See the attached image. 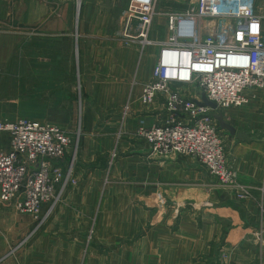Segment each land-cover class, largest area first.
<instances>
[{
	"label": "crops",
	"instance_id": "obj_1",
	"mask_svg": "<svg viewBox=\"0 0 264 264\" xmlns=\"http://www.w3.org/2000/svg\"><path fill=\"white\" fill-rule=\"evenodd\" d=\"M65 1L56 13L60 17H54L56 23L50 25V54L43 59L51 64H77L78 77L94 80L93 95H119L122 80L132 79L127 83L132 97L126 100L130 114L123 124L124 136L117 135L122 120H110L104 135L84 136L79 157L67 154L56 162L65 174L72 165L70 177L75 184H67L52 218L60 223L68 218L88 223L98 217L104 228L102 237L122 241L113 248L103 247L97 260L91 259L96 255L91 253L86 264H264V225L260 220L264 211V89L245 90L242 95L247 102L223 112L229 125L250 138L238 141L220 130L229 167L238 173L240 183L252 190L250 198L239 202L199 164L187 157L152 152L147 142L136 136L137 130L158 124L162 114L159 103L143 108L137 101L142 85L151 78L157 49L152 50L150 65H144L137 52L123 48L121 16L130 0ZM161 1L156 13H171V6L161 8ZM256 13L264 16V9ZM165 37L158 42H164ZM24 58L27 63L32 57ZM122 107L121 101L119 109ZM108 109L104 107V111ZM82 120L84 125L94 126L91 113ZM2 140L0 151L8 152V136L3 134ZM113 152L117 158L108 165ZM118 192H127V196L116 194L119 202H108L111 193ZM124 198L131 202H123ZM47 208L43 205L42 214ZM107 222L114 224V232H107ZM123 239L131 241L124 245ZM73 251L67 254L68 260L79 264L76 257L81 248L76 245ZM221 252L227 253V259H219Z\"/></svg>",
	"mask_w": 264,
	"mask_h": 264
},
{
	"label": "rangeland",
	"instance_id": "obj_2",
	"mask_svg": "<svg viewBox=\"0 0 264 264\" xmlns=\"http://www.w3.org/2000/svg\"><path fill=\"white\" fill-rule=\"evenodd\" d=\"M74 1L75 4L77 2L79 4V1L82 3L83 0ZM167 1L160 2L161 8L167 4L172 9L169 14H184L194 18L196 30L203 35L218 29L222 15L231 9L243 13L255 12V14L260 9H264V0H208L210 1L209 8H207V0H169V4ZM65 2V0H0V120L15 121L28 118L55 125L64 131L71 140L63 158L67 154L76 155L77 158L80 155L84 136L99 137L104 135L109 129L107 123L110 120H122V126L118 127L117 135L118 138L124 136L123 124L130 114V102H126V100L132 97L127 83L132 79L122 80L120 96L118 94L93 95L90 90H92L94 80L78 77L77 64H59L56 61L51 64L49 59H43L46 56L49 57L50 54L49 46L52 39L50 25L53 22L56 23V18L60 17H56V13L61 12ZM158 3L159 0L156 1L154 7L155 13L148 34V38L153 44L142 48L138 42L127 44L122 40L125 46L123 48L137 52L140 64L142 61L144 65H150L154 58L151 54L152 50L157 49L154 44L164 39L161 38L162 35H165L166 39L168 36L166 23L169 14L158 15L156 13ZM77 15H75V19ZM54 17H56L55 20ZM121 17L124 23L125 16L122 14ZM157 19L159 22L155 23ZM113 36L116 38V35L113 34ZM25 55L32 57L27 58L30 62L26 63ZM34 56L38 58L37 61H34ZM107 65L109 66V64ZM36 67L38 69H35ZM40 67H44V70L42 71ZM142 88L143 85L137 101L141 107L147 108L149 106L140 102ZM178 88L171 87L175 90L181 89ZM41 91L44 93H40ZM197 94L200 95V93ZM121 101L123 107L119 109ZM157 103L161 105L160 120H162L165 114L164 102L157 98L151 107ZM104 107L110 109L104 111ZM116 108L119 110L117 111ZM226 109L217 110L223 114ZM212 112L214 111L210 109V114ZM90 113L91 119L94 120V126H86L82 120V118L86 120ZM158 125L159 123H156L154 126ZM139 130L136 131V136H139ZM3 134L5 133H0V146L3 143ZM223 146L225 159L228 162L224 141ZM0 153L6 152L0 151ZM116 155V153H111L108 165L116 160ZM187 158L199 164L210 176L215 178L219 187L229 189L235 200L241 202L251 197L252 190L240 183L238 173L230 168L228 163L227 167L235 174V182L232 185L221 181L220 177L210 172V169L199 159L189 156ZM70 175L60 185L62 188L59 192L57 193V189L54 191L53 200L43 204L48 206L46 213L42 214L43 205L39 213L25 215L16 212L11 204L0 202V264H69L67 262L73 264L68 260L67 254L69 251L74 252L73 249L76 248V245L81 248L80 255L76 257L77 262L86 264L89 257L92 256L91 253L96 254L91 259L97 260L103 247L113 248L116 244L122 243V241L116 243V240L112 238L106 239L105 235L102 237L101 229L104 228L99 223L98 217H93L88 223L77 219L69 221V218L66 219L67 222L60 223L57 218L56 220L52 218V211L62 201V194L68 186L67 184H75ZM116 194L127 196V192L111 193L112 196L108 202H119V198H114ZM103 195L102 192L101 199L104 197ZM123 202H131V200L124 198ZM260 218L261 224L264 225L262 222L264 211ZM113 226L114 224L111 225L107 222V232H114ZM261 231L264 232V229ZM123 241L125 245L131 240L123 239ZM219 259L222 261L227 259V253L221 252Z\"/></svg>",
	"mask_w": 264,
	"mask_h": 264
},
{
	"label": "built area",
	"instance_id": "obj_3",
	"mask_svg": "<svg viewBox=\"0 0 264 264\" xmlns=\"http://www.w3.org/2000/svg\"><path fill=\"white\" fill-rule=\"evenodd\" d=\"M156 1H129L120 34L124 42H138L142 48L153 44L148 34ZM206 4L209 8L210 1ZM262 22L264 16L231 9L222 15L218 29L203 35L194 18L168 15L167 39L154 44L156 64L140 96L145 106L157 98L164 102L159 125L138 132L152 152L199 159L221 181L234 184L217 123L210 109L197 102L204 95L217 109L240 107L247 102L245 90L264 89ZM174 86L181 89H171ZM0 133L9 137V151L0 153V202L11 204L20 214L35 215L53 200L54 191L72 171L70 165L65 174L56 164L71 140L57 126L28 118L0 120Z\"/></svg>",
	"mask_w": 264,
	"mask_h": 264
},
{
	"label": "water",
	"instance_id": "obj_4",
	"mask_svg": "<svg viewBox=\"0 0 264 264\" xmlns=\"http://www.w3.org/2000/svg\"><path fill=\"white\" fill-rule=\"evenodd\" d=\"M200 99H201V102H197L200 106L208 107L212 111H214L210 114V117L217 123V126L220 130L227 132L232 137H235L238 141H249L250 140V138L247 135L243 134L242 132L236 131V129L233 126L229 125L225 121L224 115L220 111L217 110L216 104L208 101L204 95H201Z\"/></svg>",
	"mask_w": 264,
	"mask_h": 264
},
{
	"label": "bare ground",
	"instance_id": "obj_5",
	"mask_svg": "<svg viewBox=\"0 0 264 264\" xmlns=\"http://www.w3.org/2000/svg\"><path fill=\"white\" fill-rule=\"evenodd\" d=\"M146 84V83H145ZM145 84H143V86L145 85ZM71 171V170H70Z\"/></svg>",
	"mask_w": 264,
	"mask_h": 264
}]
</instances>
